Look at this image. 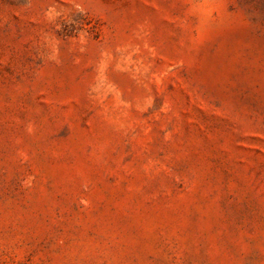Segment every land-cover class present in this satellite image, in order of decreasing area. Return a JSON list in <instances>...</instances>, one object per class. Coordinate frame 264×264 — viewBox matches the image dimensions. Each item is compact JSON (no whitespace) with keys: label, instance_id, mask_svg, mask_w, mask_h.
Segmentation results:
<instances>
[{"label":"rangeland","instance_id":"obj_1","mask_svg":"<svg viewBox=\"0 0 264 264\" xmlns=\"http://www.w3.org/2000/svg\"><path fill=\"white\" fill-rule=\"evenodd\" d=\"M0 264H264V0H0Z\"/></svg>","mask_w":264,"mask_h":264}]
</instances>
